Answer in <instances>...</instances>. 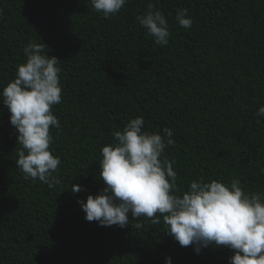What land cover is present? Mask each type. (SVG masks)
<instances>
[{"label":"trees","instance_id":"obj_1","mask_svg":"<svg viewBox=\"0 0 264 264\" xmlns=\"http://www.w3.org/2000/svg\"><path fill=\"white\" fill-rule=\"evenodd\" d=\"M149 3L168 21L167 45L136 19ZM183 8L190 28L175 19ZM29 44L60 60L50 151L61 163L51 185L24 178L0 99V264H230L227 247L180 246L159 213V224L100 226L78 201L104 187L102 148L140 116L147 131L174 130L161 159L174 161L175 194L201 179L264 193V0H127L108 17L90 0H0V91Z\"/></svg>","mask_w":264,"mask_h":264},{"label":"clouds","instance_id":"obj_2","mask_svg":"<svg viewBox=\"0 0 264 264\" xmlns=\"http://www.w3.org/2000/svg\"><path fill=\"white\" fill-rule=\"evenodd\" d=\"M105 17L119 12L127 0H90ZM161 46L169 42V24L154 5L136 18ZM176 21L190 28L193 19L188 9H178ZM45 44L24 48L25 63L18 65L16 78L0 91V99L10 112V123L22 146L16 160L25 179H39L51 185L61 160L50 151L53 137L50 127H60L52 106L61 103L60 60L45 54ZM47 47V46H46ZM264 117V106L256 113ZM142 116L132 119L122 131L114 133V142L102 148L100 178L104 187L87 201L79 200L85 219L100 226L129 225L130 217L152 218L160 223L161 214L167 233L180 246H194L197 254L211 245L227 247L233 255L230 264H264V193H246L239 180L230 185L217 180L193 181L182 195L174 192L177 173L174 161L161 159L165 148L174 143V130L162 132L144 129ZM171 180V182H170ZM83 189L73 184L71 191ZM136 227H140L138 223ZM166 264H173L170 257Z\"/></svg>","mask_w":264,"mask_h":264}]
</instances>
